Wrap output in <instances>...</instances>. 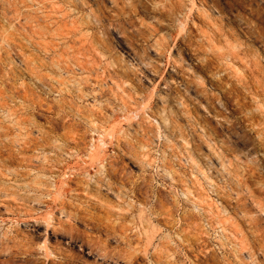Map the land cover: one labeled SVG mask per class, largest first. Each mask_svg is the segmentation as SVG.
<instances>
[{
    "label": "rangeland",
    "instance_id": "obj_1",
    "mask_svg": "<svg viewBox=\"0 0 264 264\" xmlns=\"http://www.w3.org/2000/svg\"><path fill=\"white\" fill-rule=\"evenodd\" d=\"M0 264H264V0H0Z\"/></svg>",
    "mask_w": 264,
    "mask_h": 264
},
{
    "label": "bare ground",
    "instance_id": "obj_2",
    "mask_svg": "<svg viewBox=\"0 0 264 264\" xmlns=\"http://www.w3.org/2000/svg\"><path fill=\"white\" fill-rule=\"evenodd\" d=\"M93 21L95 22V23H101V19L95 14V13H93ZM94 125H96V123L94 124ZM102 139H105L104 137L102 138ZM102 143V144H101ZM100 144L103 146H105V143L103 142V140H100ZM93 148V147H92ZM94 150V149H93ZM93 152V151H92ZM45 243V242H44ZM42 247V246H41ZM44 247H45V245H44ZM48 250V249H47ZM48 252V251H47Z\"/></svg>",
    "mask_w": 264,
    "mask_h": 264
}]
</instances>
